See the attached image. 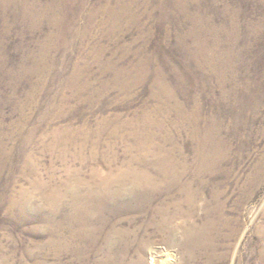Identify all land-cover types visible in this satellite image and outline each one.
<instances>
[{
  "label": "rangeland",
  "instance_id": "1",
  "mask_svg": "<svg viewBox=\"0 0 264 264\" xmlns=\"http://www.w3.org/2000/svg\"><path fill=\"white\" fill-rule=\"evenodd\" d=\"M141 257L264 264V0H0V264Z\"/></svg>",
  "mask_w": 264,
  "mask_h": 264
},
{
  "label": "bare ground",
  "instance_id": "2",
  "mask_svg": "<svg viewBox=\"0 0 264 264\" xmlns=\"http://www.w3.org/2000/svg\"><path fill=\"white\" fill-rule=\"evenodd\" d=\"M125 218V217H124ZM133 236V235H132ZM149 245V244H148ZM136 249V248H135ZM146 249H147V243H144V244H142L141 246H139V248L137 249L138 251H139V253L141 254V255H144L145 254V252H146ZM117 251V250H116ZM120 251V250H119ZM136 252V251H135ZM119 254V253H118ZM136 256V255H135ZM118 257H120V255L118 256ZM138 258V257H137ZM143 257H141V261H139L138 260V264H142V263H144L143 261L145 260V258H143ZM134 261H135V257H134ZM133 261V262H134ZM157 261H159V260H157ZM156 260L155 261H152L153 263L152 264H154V262H157ZM132 262V261H131ZM137 262V261H136ZM130 263V262H129Z\"/></svg>",
  "mask_w": 264,
  "mask_h": 264
}]
</instances>
